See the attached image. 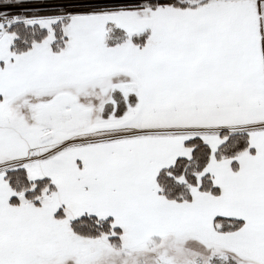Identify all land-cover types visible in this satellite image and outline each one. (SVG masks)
Here are the masks:
<instances>
[{"label":"snow or ice","instance_id":"obj_1","mask_svg":"<svg viewBox=\"0 0 264 264\" xmlns=\"http://www.w3.org/2000/svg\"><path fill=\"white\" fill-rule=\"evenodd\" d=\"M0 264H264V0H0Z\"/></svg>","mask_w":264,"mask_h":264}]
</instances>
